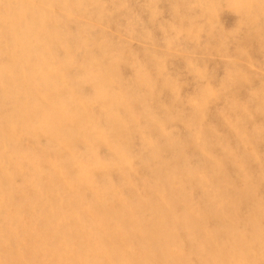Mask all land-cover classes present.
I'll use <instances>...</instances> for the list:
<instances>
[{"label": "bare ground", "instance_id": "obj_1", "mask_svg": "<svg viewBox=\"0 0 264 264\" xmlns=\"http://www.w3.org/2000/svg\"><path fill=\"white\" fill-rule=\"evenodd\" d=\"M104 1L147 16L166 47L228 8L211 52L228 37L264 48V0ZM101 3L0 0V264H264V82L238 88L248 76L229 60L206 78L131 51L121 33L153 36L127 15L118 38L94 41L86 24L60 34ZM76 46L86 56L71 75ZM175 121L188 133L172 134Z\"/></svg>", "mask_w": 264, "mask_h": 264}, {"label": "rangeland", "instance_id": "obj_2", "mask_svg": "<svg viewBox=\"0 0 264 264\" xmlns=\"http://www.w3.org/2000/svg\"><path fill=\"white\" fill-rule=\"evenodd\" d=\"M120 1H125V0H120ZM101 4L104 6V8L101 11L98 10V5L84 4L80 16L81 18L79 17L70 20L66 26H63L62 28L59 29L60 34H62L65 38L70 40L69 35L77 32V29L80 27L81 24H86L89 30V35L94 39V41L100 42L105 37L108 36L111 38L113 37L118 38L117 36L118 33L114 25V22L120 17V15L122 16L127 15V17L131 20L133 29L138 31L141 35L143 33L150 35L154 34L153 23L149 20L147 16H143L139 11L134 10L130 15V12H128L126 10L127 8L125 9V7H122L119 11H115L111 9L107 1L102 0ZM99 12L104 13V16L101 17V14H96ZM55 15L56 18L58 17L61 19H70L67 18L66 16H62L63 14L61 13V11L59 12V10H57ZM219 15L225 19L224 20L225 26L227 28L230 27L234 18L233 13L230 11V9L223 8L221 11H219L217 15H213L212 17L210 16L211 21H209L208 18L205 19L206 21L205 24L207 26H204L199 30L192 31L193 34L196 35L195 37L193 34L190 33L188 35L182 33L177 37L176 43H174L171 47H166L164 42L159 40L156 37V35L155 36L152 35L153 37L143 39L136 35L127 34V33L126 34L121 33V37L119 39L120 42L119 45L122 46L126 45L128 49L130 50L132 49L131 51H136L142 48L151 50L152 52L158 55H162L166 57L167 59L170 60V62L175 64L181 62V60H189L190 62H192L194 66L205 68L204 77L206 78H211L214 74V71L216 70L215 68H217L219 65H225V64L228 65L229 64L228 62L230 61V63H236L239 66L240 70L246 76H248L247 80L242 81L237 86L238 88L245 89L249 86L251 87L252 85L253 86L262 85V81L264 82V48L262 49L253 48L249 44L252 38L247 36L237 40H233L231 39V37L224 38L223 41L217 43L216 47H214L213 49L215 51L212 52L211 49L207 47L210 37L213 36L212 33L215 32L214 30L211 32V28L209 26H214L215 24H217V19ZM260 28H261V36H264V25H262ZM168 35H170V28L165 29L160 34L162 38L163 37L167 38ZM72 43L75 45L76 39H72ZM262 46L264 47V45ZM55 53H56L57 62H58V58L60 59L63 56H65V52L62 49L55 51L54 54ZM94 53L97 52L94 50ZM72 54L74 60H76V63L68 64L64 66V71L65 73L75 75L79 69L77 61H82L81 59H83L86 56V52L82 47L76 46L72 48ZM227 58H231V59H227ZM52 60L54 63H57L55 59L52 58ZM240 61H244V62H240ZM164 75L170 77L172 75L171 69L169 68L166 69ZM81 92L83 93V95H89L91 94V89L88 85H83L81 87ZM98 108H99L98 104L93 105V110H97ZM170 131L172 132V134L174 133L176 135L188 133L186 124L182 123L181 121H175L174 123H172L170 127ZM190 131L196 132L194 128L193 129L191 128ZM28 142L29 139H26L22 143L27 145Z\"/></svg>", "mask_w": 264, "mask_h": 264}]
</instances>
